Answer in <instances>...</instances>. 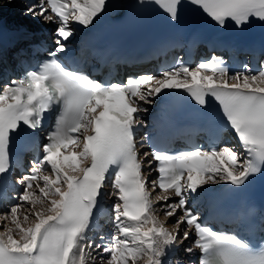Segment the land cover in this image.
Instances as JSON below:
<instances>
[{
  "label": "snow or ice",
  "instance_id": "1",
  "mask_svg": "<svg viewBox=\"0 0 264 264\" xmlns=\"http://www.w3.org/2000/svg\"><path fill=\"white\" fill-rule=\"evenodd\" d=\"M146 2L179 20L182 0H138ZM187 2L220 29L229 22L239 30L254 20L264 24V0ZM107 8L108 0L25 5L26 16L55 25L54 46L34 70L0 85V182L19 166L12 156L17 138L38 153L16 180L21 190L0 210V264H172L170 253L191 257L197 250L198 264H264V239L254 244L214 230L200 210L213 186L239 188L264 174V62L257 71L248 65L232 71L212 56L123 82L92 79L59 57L76 29L94 26ZM167 91L199 106L209 146L141 151L145 117ZM227 132L237 143L224 140ZM104 196L114 201L113 230L96 241L89 233Z\"/></svg>",
  "mask_w": 264,
  "mask_h": 264
},
{
  "label": "bare ground",
  "instance_id": "2",
  "mask_svg": "<svg viewBox=\"0 0 264 264\" xmlns=\"http://www.w3.org/2000/svg\"><path fill=\"white\" fill-rule=\"evenodd\" d=\"M5 2V0H3ZM7 3L4 4L3 6L5 7V9L3 8V6L0 7V20H5L7 24H9L12 27H15L17 29H22V28H31V30H42V27H38L36 26V21L37 19H33L30 16H26L24 12H22L23 9V4L22 2L18 1V0H11V2L9 3L8 0H6ZM133 0H118V8L115 11H108L106 10L101 17H105L107 15L111 16V17H115L117 15H119L121 13L122 10H124L125 6L130 4ZM108 3H113L112 0H108ZM11 8L15 9V11L11 10ZM5 10V11H4ZM7 10V12H6ZM85 30L87 29H82V28H77L76 32L79 34H82ZM77 38L76 35H74L73 37L70 38V40ZM173 91H167L165 92L164 96H166L168 93H172ZM153 107L150 108V110H152ZM149 110V113H150ZM148 113V114H149ZM145 119H147V116L145 117ZM228 184H223V185H217V186H213L214 189H221L224 186H227ZM110 189L107 188V190L105 191L106 193L109 192ZM102 199H104L107 202V208L111 209L112 204H113V200L109 199L108 196H104ZM162 215V214H161ZM163 219V216H161ZM90 237L93 239V237L95 236L92 232L89 233ZM185 244L187 246H191V239L189 241H186ZM174 255H179L180 260H182L184 262V264H188L186 263V255L182 252V251H176L174 253H170V257L171 259H173ZM178 258V259H179ZM176 263V262H175Z\"/></svg>",
  "mask_w": 264,
  "mask_h": 264
},
{
  "label": "rangeland",
  "instance_id": "3",
  "mask_svg": "<svg viewBox=\"0 0 264 264\" xmlns=\"http://www.w3.org/2000/svg\"><path fill=\"white\" fill-rule=\"evenodd\" d=\"M7 3V1L5 0V2L3 1V5L4 4H6ZM1 7V6H0ZM3 8L5 9V7L3 6ZM5 11V10H4ZM6 12H7V10H6ZM162 216V215H161ZM162 218V217H161ZM172 225H171V223L169 224V227H171ZM174 260H175V258H173V260H172V262H174Z\"/></svg>",
  "mask_w": 264,
  "mask_h": 264
}]
</instances>
